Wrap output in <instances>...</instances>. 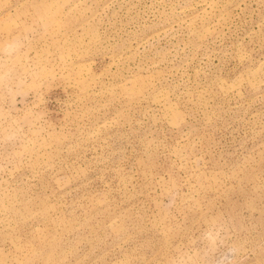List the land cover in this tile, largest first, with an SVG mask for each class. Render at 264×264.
Instances as JSON below:
<instances>
[{
	"label": "rangeland",
	"instance_id": "1",
	"mask_svg": "<svg viewBox=\"0 0 264 264\" xmlns=\"http://www.w3.org/2000/svg\"><path fill=\"white\" fill-rule=\"evenodd\" d=\"M0 264H264V0H0Z\"/></svg>",
	"mask_w": 264,
	"mask_h": 264
}]
</instances>
